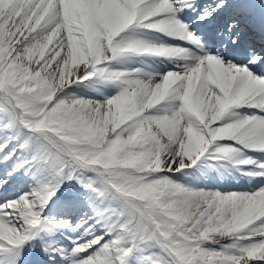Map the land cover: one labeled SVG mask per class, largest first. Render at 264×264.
Listing matches in <instances>:
<instances>
[{
    "label": "snow or ice",
    "instance_id": "snow-or-ice-1",
    "mask_svg": "<svg viewBox=\"0 0 264 264\" xmlns=\"http://www.w3.org/2000/svg\"><path fill=\"white\" fill-rule=\"evenodd\" d=\"M0 264H264V0H0Z\"/></svg>",
    "mask_w": 264,
    "mask_h": 264
}]
</instances>
